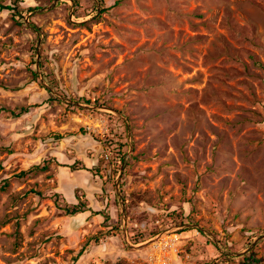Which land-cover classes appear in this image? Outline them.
I'll return each instance as SVG.
<instances>
[{"label": "rangeland", "instance_id": "1", "mask_svg": "<svg viewBox=\"0 0 264 264\" xmlns=\"http://www.w3.org/2000/svg\"><path fill=\"white\" fill-rule=\"evenodd\" d=\"M0 6V264H264V0Z\"/></svg>", "mask_w": 264, "mask_h": 264}, {"label": "trees", "instance_id": "2", "mask_svg": "<svg viewBox=\"0 0 264 264\" xmlns=\"http://www.w3.org/2000/svg\"><path fill=\"white\" fill-rule=\"evenodd\" d=\"M0 9H10L9 7H3V6H0ZM19 18H23V15L20 14ZM27 111V109L25 108H20L19 109V113H17V115L15 116H20L21 114L25 113ZM14 114V113H13ZM118 153L116 155V158L119 160H121V158L124 156L125 153H122L120 150H121V147L120 145H118ZM115 158V159H116ZM35 170H40V171H45L47 169V167H39V166H36L34 167ZM70 169L72 171H76V169H73L72 167H70ZM25 174L24 172H22V175ZM37 195H40V193H36ZM57 196V195H56ZM56 202V201H55ZM85 207L82 203L80 204H76V205H65L63 208H62V212L65 216H74V215H77V214H81L83 212H85ZM93 215H100L102 216L105 220L108 219V216L106 215H103L102 212H93L92 213ZM260 261L258 259H256L254 257V254L253 252H251L248 256H244L242 261L240 262V264H258Z\"/></svg>", "mask_w": 264, "mask_h": 264}, {"label": "bare ground", "instance_id": "3", "mask_svg": "<svg viewBox=\"0 0 264 264\" xmlns=\"http://www.w3.org/2000/svg\"><path fill=\"white\" fill-rule=\"evenodd\" d=\"M156 247H161V250H163V245L162 244H157V242L154 244ZM163 254H165V253H163Z\"/></svg>", "mask_w": 264, "mask_h": 264}, {"label": "built area", "instance_id": "4", "mask_svg": "<svg viewBox=\"0 0 264 264\" xmlns=\"http://www.w3.org/2000/svg\"><path fill=\"white\" fill-rule=\"evenodd\" d=\"M166 246H170V244H168V243L163 244V250H165Z\"/></svg>", "mask_w": 264, "mask_h": 264}]
</instances>
